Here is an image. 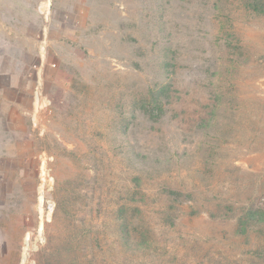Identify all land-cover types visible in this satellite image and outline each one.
<instances>
[{"label":"rangeland","instance_id":"obj_1","mask_svg":"<svg viewBox=\"0 0 264 264\" xmlns=\"http://www.w3.org/2000/svg\"><path fill=\"white\" fill-rule=\"evenodd\" d=\"M0 264H264V0H0Z\"/></svg>","mask_w":264,"mask_h":264}]
</instances>
